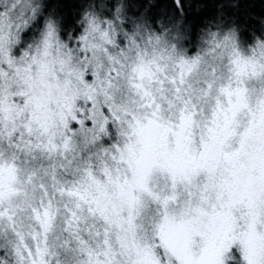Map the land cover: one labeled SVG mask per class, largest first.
I'll list each match as a JSON object with an SVG mask.
<instances>
[{
	"label": "snow or ice",
	"instance_id": "snow-or-ice-1",
	"mask_svg": "<svg viewBox=\"0 0 264 264\" xmlns=\"http://www.w3.org/2000/svg\"><path fill=\"white\" fill-rule=\"evenodd\" d=\"M231 5L0 0V264H264V16Z\"/></svg>",
	"mask_w": 264,
	"mask_h": 264
},
{
	"label": "trees",
	"instance_id": "trees-1",
	"mask_svg": "<svg viewBox=\"0 0 264 264\" xmlns=\"http://www.w3.org/2000/svg\"><path fill=\"white\" fill-rule=\"evenodd\" d=\"M54 4L59 3L64 5L61 10L68 11L71 14V10L74 4L79 0H52ZM192 8L187 11V19L191 24L199 26L201 21L205 17L214 15L217 11V5L224 3L229 14L235 12L236 9L231 5L237 3L239 6V12L237 15L243 20L247 16V23L249 27L255 26L259 28V17L264 16V0H190ZM167 3L171 4V0H167ZM199 6V8H197ZM253 17H256L255 19ZM247 34V32H246Z\"/></svg>",
	"mask_w": 264,
	"mask_h": 264
}]
</instances>
